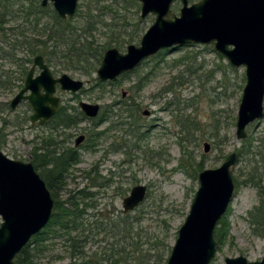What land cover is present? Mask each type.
Instances as JSON below:
<instances>
[{"label": "rangeland", "instance_id": "1", "mask_svg": "<svg viewBox=\"0 0 264 264\" xmlns=\"http://www.w3.org/2000/svg\"><path fill=\"white\" fill-rule=\"evenodd\" d=\"M181 6V0H175L172 12L179 14ZM110 17L108 12L105 18L110 20ZM21 20V15L8 17L0 24L2 31L11 36V29L21 24ZM154 20V14L144 18L143 34ZM107 32L99 27L95 36L101 41L105 38L103 33ZM126 49L120 50L125 52ZM157 54L148 57L147 62L133 69L128 76L119 77L118 83L101 87L94 80L96 72L89 78L72 71L54 72L56 68L51 67L56 77L66 72L85 82L77 93L58 87L61 104L70 112L72 106L79 107L80 101L107 106L114 113L118 108L126 109L125 102L137 115L126 116V125L110 127L108 122L100 125L94 132L104 133L94 134L95 147L92 146L95 141L89 138L76 147L80 162L66 177L65 186L58 188L56 193L61 201H66L80 190L91 192L87 200L93 207L86 209V218L91 225H84L85 233L72 231L70 235L51 238L42 249H34L33 264L83 261L94 264V260L111 255L115 247H121L119 244L126 245V253L130 254L126 264H152L154 257L147 255L148 252H155L158 241L173 247L199 187L200 171L196 173L192 167L185 169L180 164L184 158L183 149L187 151L189 162L200 161L204 169L219 167L232 152L238 155L239 150L246 151L242 156L238 155L232 167L236 193L224 215L229 224V236L218 243L211 264H226L227 257L239 255L250 261L264 256V160L260 155L264 116L249 124L246 139L236 137L238 108L246 81L245 67L232 66L212 44L192 43L168 48L163 57L153 58ZM15 70L16 65L0 58V73L15 75ZM142 76H146L147 82L137 90L134 86ZM12 88L0 89V102L9 104L21 89L17 81ZM30 114L32 108L28 101L0 113V150L10 158L32 162L34 146L39 148L41 140L52 133L45 125H32L30 118H26ZM129 125L139 128L137 132L143 135L129 131ZM91 126V122L82 121L75 127L60 129L53 137L61 145L75 147L76 137L86 135ZM124 140L126 146H119ZM206 142L211 145L208 152L205 151ZM255 183H261V186L257 187ZM138 184L146 185L149 195L136 210L128 212L129 219L135 223L132 231L126 233V244H123L125 241L110 232L109 223L110 219L123 217V199ZM65 205L69 207L70 204ZM219 225L220 221L216 230ZM72 235H80L74 246L72 239L67 240ZM31 246L35 247L34 244ZM138 255L142 256L135 259ZM143 256L148 259L145 263L139 262ZM106 263L111 264L107 260L101 262Z\"/></svg>", "mask_w": 264, "mask_h": 264}, {"label": "water", "instance_id": "2", "mask_svg": "<svg viewBox=\"0 0 264 264\" xmlns=\"http://www.w3.org/2000/svg\"><path fill=\"white\" fill-rule=\"evenodd\" d=\"M175 0H140L141 15L154 14L153 24L139 44L132 43L122 52L116 47L106 50L97 68L101 82L113 81L141 65L161 50L185 44H212L234 67H245V85L238 108L236 137L246 139L247 126L264 114V0H181L179 14L171 10ZM52 3L60 17L73 16L79 0H42ZM36 68L39 73L36 74ZM77 93L85 82L62 73L55 77L40 54L35 56L24 87L10 101L16 108L27 100L33 109L31 122L40 125L57 112L61 98L57 87ZM82 112L89 118L99 115L98 103L80 101ZM85 139L82 134L76 144ZM211 148L205 143V151ZM237 153L232 152L217 168L199 173L188 215L178 231L166 264H211L217 252L216 227L226 213L235 193L231 167ZM148 187L138 184L123 199L125 213L146 199ZM54 199L45 180L32 162L16 160L0 150V264H18L16 256L40 232L53 213ZM226 264H264L239 255L227 257ZM108 264V263H106Z\"/></svg>", "mask_w": 264, "mask_h": 264}, {"label": "trees", "instance_id": "3", "mask_svg": "<svg viewBox=\"0 0 264 264\" xmlns=\"http://www.w3.org/2000/svg\"><path fill=\"white\" fill-rule=\"evenodd\" d=\"M16 5H18L17 8H15ZM52 6V4L42 6L41 0H0V24L6 21L8 17H20L21 15L23 19L20 21L21 24L11 29V36L2 31L3 26H0V58L16 65L17 69L15 75L0 73V89L12 90V86L16 81L18 87L22 88L31 68L30 64H33L34 58L38 54L44 57L50 67L56 68L54 72L72 71L92 78L107 49L111 47L125 49L132 43L138 44L141 35L145 31L144 19L139 16V0H80L75 14L67 18L60 17ZM108 12L111 13L110 20L105 18ZM44 18L46 20H43ZM99 27L108 30L107 33H103L105 38L101 41L95 36L97 32L99 33ZM167 50H161L153 58L163 57ZM21 52L22 54H20ZM147 61L145 60L143 63ZM133 71L126 72L121 77L128 76ZM94 80H96V85L100 87L108 83L116 84L119 82V78L108 82H101L97 78H94ZM146 82V76H142L137 80L134 87L140 90ZM119 103L121 102L119 101ZM9 106L8 102L1 101L0 113L10 110ZM123 106H127V108H118L115 113L107 109V106H101V112L95 118L86 117L76 106H72V112L69 111L67 106L61 105L59 107L55 118L50 124L52 133L41 140L42 143L40 142L41 146L39 148L34 146L32 151V162L51 190L54 199L53 213L49 223L33 236L31 241L16 256L18 264H33V250L42 249L43 245L51 238L66 236L67 233L70 235L72 231L85 233L87 228H84V225H91V222L86 218V209L93 207V204L87 200L91 196V192L80 190L79 194H76V192L75 196L73 195L74 198L70 196L66 201H61L57 196L56 190L65 186L66 177L69 176L73 167L80 162V154L74 147L61 145L59 140L53 137V133L58 132L60 129L75 127L82 121H89L92 126L87 135L89 139L95 141V144H92L95 147L97 139H95L94 134L104 133V131L94 132L100 125L106 122L109 123L110 127L126 125L124 120L126 116L135 117L137 115L135 109L131 108L128 103L124 102ZM126 113L128 114L126 115ZM134 126L129 125V131L135 133V135L137 133L138 136L143 135L137 132L139 128L135 129ZM247 141L244 145L247 144ZM124 144H126V140L119 146L125 147ZM244 153H246L244 149L239 150L238 155L242 156ZM182 156L184 158L181 159L180 164L185 169H187L186 166L192 167L196 173L204 169L202 162L193 163L188 161L185 149H183ZM66 203L70 204L69 207L65 205ZM134 223L135 220L129 219V214L124 213L123 217L119 219H110L109 224L112 227L110 232L114 236L118 235L119 240L125 241L123 244H126V233L132 231ZM228 236L229 224L223 218L216 230L218 243L221 244ZM71 239L73 240L72 246H74L78 243L80 235L75 237L72 235L67 240L70 241ZM32 244H34V248L31 246ZM119 245L121 247H115L113 253L108 257L94 260V264H101L104 260L111 264H126L130 254L126 253V245ZM154 249L153 254H150V252L147 254L153 255L154 258H150L152 264H166L172 249L169 244L166 246L164 241H158ZM140 256L138 255L135 259ZM140 261L145 263L148 259L143 256ZM73 264H86V261Z\"/></svg>", "mask_w": 264, "mask_h": 264}, {"label": "flooded vegetation", "instance_id": "4", "mask_svg": "<svg viewBox=\"0 0 264 264\" xmlns=\"http://www.w3.org/2000/svg\"><path fill=\"white\" fill-rule=\"evenodd\" d=\"M139 1H140V0H139ZM41 2H42V0H41ZM79 2H80V0H79ZM48 4H50V3H48ZM51 4H52V3H51ZM78 4H79V3H78ZM52 5H53V4H52ZM77 8H78V7H77ZM76 10H77V9H76ZM140 11H141V3H140ZM148 15H150V14H148ZM148 15H147V16H148ZM147 16H145L144 18H146ZM140 17H141L142 19H144V18L142 17V15H141V12H140ZM139 42H140V41H139ZM138 44H139V43H138ZM33 62H34V61H33ZM46 63H47V62H46ZM47 64H48V63H47ZM32 66H33V64H32ZM32 66H31V67H32ZM50 68H51V67H50ZM30 69H31V68H30ZM37 69H38V68H36V70H37ZM38 70H39V69H38ZM29 71H30V70H29ZM52 72H53V71H52ZM28 73H29V72H28ZM63 73H66V72H63ZM53 74H54V73H53ZM27 75H28V74H27ZM54 76H55V75H54ZM26 77H27V76H26ZM55 77H56V76H55ZM25 80H26V79H25ZM24 83H25V82H24ZM23 87H24V86H23ZM23 87H22V88H23ZM58 87H59V86H58ZM58 87H57V90H58ZM22 88H21V89H22ZM59 88H60V87H59ZM60 89H61V88H60ZM19 91H20V90H19ZM19 91H18V92H19ZM56 94H57V93H56ZM23 101H27V100H23ZM79 103H80V102H79ZM9 104H10V103H9ZM29 104H30V103H29ZM61 105H62V104H61V101H60V106H61ZM30 106H31V104H30ZM60 106H59V107H60ZM100 106H101V105H100ZM17 107H18V106H17ZM79 107H80V105H79ZM31 108H32V106H31ZM14 109H15V108H14ZM79 109L81 110V108H79ZM101 109H102V107H101ZM101 109H100V112H101ZM58 110H59V108H58ZM58 110H57V112H58ZM81 111H82V110H81ZM32 112H33V109H32ZM57 112H56V114H57ZM56 114H55L51 119H49L48 121H46V122H45L44 124H42V125L47 126V127L50 128V130H51V129H52V126H51L50 124H51V121L55 118ZM99 114H100V113H99ZM30 116H31V114H30ZM263 116H264V114H263ZM263 116H262V117H263ZM86 117H87V116H86ZM262 117H261V118H262ZM29 118H30V121H31V117H29ZM88 118H89V117H88ZM261 118H259V119H261ZM259 119H257V120H259ZM255 121H256V120H255ZM36 123H38V121H36L34 124L31 122L32 125H35ZM38 124H39V123H38ZM250 124H251V123H250ZM39 125H40V124H39ZM248 126H249V125H248ZM248 126H247V127H248ZM51 131H52V130H51ZM59 131H60V130H59ZM59 131H58V132H59ZM54 133H56V131H55ZM80 135H82V134H80ZM80 135H78V136L76 137V140H75V147H74L75 149H77L76 147H79L80 144H82V143L88 138V135H87V134H86V135L84 134V135H85V139H84L80 144L77 145V144H76V142H77V138H78ZM248 135H249V134H248ZM263 140H264V139H263ZM62 142H63V141H62ZM262 142H263V143H262V147H263V149H264V141H262ZM85 146H86V144H85ZM68 147H70V146H68ZM263 149H262L261 152H260V155H261V157H262V160H264V150H263ZM77 152H78V150H77ZM227 157H228V156H227ZM227 157H226V158H227ZM237 159H238V155H237ZM225 160H226V159H225ZM236 162H237V160H236ZM32 163H33V162H32ZM33 164H34V163H33ZM235 164H236V163H235ZM34 166H35V165H34ZM233 166H234V165H233ZM233 166H232V167H233ZM232 167H231V170H232ZM205 169H207V168H205ZM203 170H204V169H203ZM257 173H258V172H257ZM257 175H258V174H257ZM258 176H259V175H258ZM233 180H234V179H233ZM234 183H235V182H234ZM255 184H256L257 187H260V186H261V183H255ZM50 191H51V190H50ZM235 193H236V184H235ZM235 193H234V197H235ZM234 197H233V198H234ZM146 198H147V197H146ZM145 200H146V199H145ZM145 200H144V201H145ZM232 200H233V199H232ZM230 203H231V202H230ZM229 205H230V204H229ZM138 207H139V206H138ZM138 207H137V208H138ZM135 209H136V208H135ZM135 209H134V210H135ZM134 210H132V211H134ZM227 210H228V209H227ZM123 211H124V210H123ZM128 212H131V211H128ZM128 212H127V213H128ZM226 212H227V211H226ZM124 213H125V212H124ZM224 215H225V214H224ZM224 215H223L222 217H225ZM1 219H2V218H1ZM221 219H222V218H221ZM221 219H220V221H221ZM224 219H225V221L227 222L226 217H225ZM49 221H50V220H49ZM1 222H2V221H1ZM48 223H49V222H48ZM227 223H228V222H227ZM38 233H39V232H38ZM35 235H36V234H35ZM35 235H33V236H35ZM33 236H32V238H33ZM32 238H31V239H32ZM30 241H31V240H30ZM30 241H29V242H30ZM19 253H20V252H19ZM259 260H260V259H259ZM16 262H17V261H16Z\"/></svg>", "mask_w": 264, "mask_h": 264}]
</instances>
